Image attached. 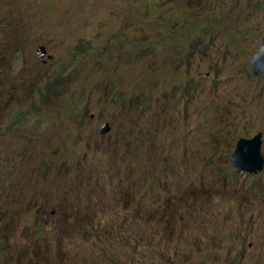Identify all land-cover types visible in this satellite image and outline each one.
Instances as JSON below:
<instances>
[{"label": "rangeland", "instance_id": "1", "mask_svg": "<svg viewBox=\"0 0 264 264\" xmlns=\"http://www.w3.org/2000/svg\"><path fill=\"white\" fill-rule=\"evenodd\" d=\"M262 42L258 0H0V173L12 178L0 188V250L8 242L25 258L44 244L67 264H264V193L248 181L241 198L226 199L231 145L215 136L212 111L222 105L236 132L264 129V87L249 77ZM39 97L50 101L41 111L17 114ZM218 132L228 133L221 118ZM133 151L141 183L132 200L150 218H101L136 234L133 250L107 262L84 205L126 192ZM177 156L182 206L156 180L169 177H154L160 165L172 174ZM43 162L63 176L56 220L31 184ZM253 182L264 185V174Z\"/></svg>", "mask_w": 264, "mask_h": 264}, {"label": "clouds", "instance_id": "2", "mask_svg": "<svg viewBox=\"0 0 264 264\" xmlns=\"http://www.w3.org/2000/svg\"><path fill=\"white\" fill-rule=\"evenodd\" d=\"M262 45H264V42L261 43L260 47ZM252 61L249 77L260 82L264 87V78L256 73L255 67L252 65ZM206 77L207 76H204V78ZM44 104L45 103L39 97V103H34L32 106H35L37 108L36 112H39L42 110L40 107ZM221 107L222 105L214 103L212 111L215 136L224 142L225 147H227L229 143L231 145L228 155V173L225 176V180L227 182L226 199H231L233 195L241 198L244 195L242 188L246 186L248 181L251 182L250 187L256 194L264 193V185L259 182H253L264 174V129H257L253 132V134L249 135L243 125L240 132H236L234 127L237 124V119L231 114L224 112ZM221 114H223L224 117H221ZM220 118L221 121L225 120L228 122V133L225 137L220 136L218 132ZM101 131L102 128L100 130V135L103 138H106V136L110 134L111 130L104 135ZM243 143L250 144L251 157L246 160L235 156L237 147ZM130 150H134V147L128 149V151ZM134 153L135 151H133L132 157L128 156L130 158V167L129 182L125 186L126 192L124 190L121 191L120 195L114 199L112 197L107 198L103 196L102 193V196L88 199L89 206L87 205V200L84 205V208H86L88 212V216L95 219L94 228L91 230V243L98 246V254L100 258L107 262L112 257L122 256L126 250H133L135 247L136 234L135 229H130V224L126 226H123L122 224L116 225L115 218H112L111 220H102L101 218L104 216L115 215L121 220L130 219L132 222L133 218H136L143 223L149 222L150 218V214L146 211L139 210L132 200L134 190H136L141 183L140 176L137 173H134ZM257 157L262 162V166L254 171H250L249 166H253V168H255L256 163H258ZM43 163H46L48 168H41L40 174L31 182V184L37 190L36 193L39 196L50 201L47 208L48 215L53 220H56L57 218H62L65 215V210L59 205L54 204V202L59 201L63 196V192L54 184V178H63V176L59 171L51 169L52 165L49 163ZM173 168V173L170 174L164 165H160L157 172L154 173V177L156 178L160 172L169 177V181L166 182H160L159 179L156 180L168 193H170L169 186L172 185V194H176L180 197L179 206H182L185 199V190L182 185L186 182V174L182 171V161L180 156H177L175 160H173ZM11 182V177L0 173V188L3 189L5 194L11 188ZM4 200L5 197L1 196L0 205L3 204ZM182 212L184 213L185 211L183 210ZM37 214L36 222L38 229L40 230L42 229V213L38 212ZM193 215L196 217V214ZM123 227H127V229H123ZM52 232H55L54 226L52 227ZM38 236L42 235L39 234ZM31 250L36 251L37 253L27 255V257L24 258V252L22 254L15 253L13 250L8 248L7 242L4 247H2V250H0V264H67L66 260L53 255V253L49 251L48 247L44 244L38 245L37 247L26 251ZM101 250L105 252L107 257L106 259L101 256ZM83 251H85L88 258L91 254V249L88 245V241L86 242V239L84 241Z\"/></svg>", "mask_w": 264, "mask_h": 264}, {"label": "water", "instance_id": "3", "mask_svg": "<svg viewBox=\"0 0 264 264\" xmlns=\"http://www.w3.org/2000/svg\"><path fill=\"white\" fill-rule=\"evenodd\" d=\"M37 53L39 54V56L45 55L44 47H39ZM252 65H253V67H255L256 73L261 75L264 78V45H262L259 48V51L255 54V57L253 58V61H252ZM110 130H111V126L108 123H106L102 126L101 133L104 135V134L108 133ZM235 156L239 157L240 159H243V160L250 158L251 157L250 144L249 143L240 144L237 147V151L235 153ZM257 159L259 160L258 157H257ZM258 160H257L258 163H256L255 168H253V166H249L250 171H254L255 169L262 166V162L260 160L259 161Z\"/></svg>", "mask_w": 264, "mask_h": 264}, {"label": "trees", "instance_id": "4", "mask_svg": "<svg viewBox=\"0 0 264 264\" xmlns=\"http://www.w3.org/2000/svg\"><path fill=\"white\" fill-rule=\"evenodd\" d=\"M258 2H259V8L260 7H262L263 9H264V0H258ZM175 22H176V20H174ZM180 25L176 28V30H182L181 29V23H179ZM155 47H156V50L157 49H161V47H159V46H157V45H155ZM176 49H179V48H176ZM77 52H79V53H83V54H85V53H88L90 50H91V44L90 43H85V42H82V41H80L79 42V45L77 46ZM64 74H65V69H63L60 73H59V75H58V77H57V80L59 81L63 76H64ZM54 90V86L53 85H50V86H48L47 87V89H46V96H48V97H50L51 98V92ZM59 97V96H58ZM57 97V98H58ZM42 101L45 103V104H47V103H49L50 101L47 99V98H42ZM131 103H134V101H132Z\"/></svg>", "mask_w": 264, "mask_h": 264}, {"label": "flooded vegetation", "instance_id": "5", "mask_svg": "<svg viewBox=\"0 0 264 264\" xmlns=\"http://www.w3.org/2000/svg\"><path fill=\"white\" fill-rule=\"evenodd\" d=\"M37 111V108L35 106H27L23 112H18L17 114L20 115V114H28V113H33V112H36ZM20 121H23V119L21 118Z\"/></svg>", "mask_w": 264, "mask_h": 264}]
</instances>
